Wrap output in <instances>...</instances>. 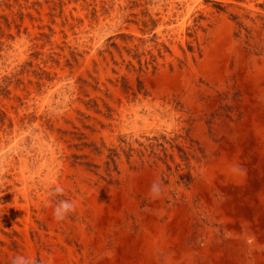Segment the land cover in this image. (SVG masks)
<instances>
[{"label":"rangeland","instance_id":"1","mask_svg":"<svg viewBox=\"0 0 264 264\" xmlns=\"http://www.w3.org/2000/svg\"><path fill=\"white\" fill-rule=\"evenodd\" d=\"M225 30L223 64L202 67ZM260 68L264 0H0V264L115 263L152 219L154 264H178L174 232L190 264H257L264 216L233 231L242 187L209 170L241 124L264 125ZM60 200L75 210L58 222Z\"/></svg>","mask_w":264,"mask_h":264},{"label":"crops","instance_id":"2","mask_svg":"<svg viewBox=\"0 0 264 264\" xmlns=\"http://www.w3.org/2000/svg\"><path fill=\"white\" fill-rule=\"evenodd\" d=\"M254 112V114L252 113L253 115H256L257 113L261 115L260 118L264 124V114H262V112ZM256 128L257 126L253 123L251 125L241 124L238 127L239 135L236 143L231 148L223 150L220 157L215 161L209 170L210 179L217 181L222 180L227 183L235 184L234 178L231 177L232 175L227 173L221 166L223 158L228 156L225 158H234L238 164L240 172L244 173V179L239 184L235 185L242 187V190L238 191L237 197L240 201H243V207L247 204L248 209L246 207V209H235V206L233 205L234 207L231 209H234V211L231 210L223 213V216L232 222L233 231H237L239 229L238 225L244 221L250 222L259 215L264 216V140H261L258 137ZM234 154L236 155L234 156ZM250 161H253V163L256 164L254 172L256 175V180H254L255 182L250 181ZM245 184H247L246 187L244 186ZM95 198H97L100 203H105L110 207H107V211L103 215L98 205L93 202ZM91 201L100 216L104 217L113 209V206L110 203H107L106 200L97 195H92ZM244 202L246 204H244ZM183 216L181 219L185 223L186 219ZM159 232V223L154 219L150 220L148 222L147 230L140 241L134 242L128 238L122 239L121 252L118 260H116L118 263L115 262L111 264H154L152 248L158 239ZM180 234V232H174L173 237L167 241V243L171 244L175 250V255H172V259L178 264H190L193 257L189 254L188 247L183 244ZM258 243L260 249H257L255 259L257 264H264V251L261 250V247L264 245V235L261 236ZM207 251L208 252L206 253L209 254L211 260L218 264L225 256L220 250L209 249ZM226 256L229 258L228 255Z\"/></svg>","mask_w":264,"mask_h":264},{"label":"bare ground","instance_id":"3","mask_svg":"<svg viewBox=\"0 0 264 264\" xmlns=\"http://www.w3.org/2000/svg\"><path fill=\"white\" fill-rule=\"evenodd\" d=\"M217 49H212L209 53V55H207V58L205 61L202 62L201 66L204 68H213L216 69L218 67H220L223 63L221 60H214L212 55H217V54H225V52H227L230 48V37H229V33L227 30H225L223 32V35L218 39L217 41V45H216ZM258 75H260V77L262 75H264V70L260 68ZM257 75H252V78L254 80H257L260 78ZM176 81V76L172 77L169 76L168 73H163L162 77H161V85L163 84L164 86H167L169 83ZM254 125L257 126V135L261 140H264V125L257 123V121H255L253 123ZM253 133V132H252ZM262 137V138H261ZM264 145V144H263ZM234 151V150H233ZM264 154V153H263ZM225 155V154H224ZM231 155V154H230ZM236 154H234L235 156ZM228 157V156H225ZM223 158L222 160V168L229 173L230 175H232L231 177L234 178V182L235 184H239L243 179H244V173L240 172L239 168H238V164L236 162V160L234 158ZM233 157V156H232ZM226 159V160H225ZM261 168V167H260ZM256 191V190H255ZM264 191V190H263ZM264 194V193H263ZM93 202L95 204H97L98 206L102 207L103 204H101L99 202V200L97 198H95L93 200ZM238 218V217H237ZM245 222V221H244ZM262 246V244H261ZM177 252V251H176ZM260 261V260H259Z\"/></svg>","mask_w":264,"mask_h":264},{"label":"clouds","instance_id":"4","mask_svg":"<svg viewBox=\"0 0 264 264\" xmlns=\"http://www.w3.org/2000/svg\"><path fill=\"white\" fill-rule=\"evenodd\" d=\"M162 192L161 182L159 180L153 181L149 188V196L156 199ZM62 187H55L50 194H62ZM75 210V204L69 200H60L53 209V218L56 221H63L71 212ZM10 264H41L35 257H26L23 255H16L12 257Z\"/></svg>","mask_w":264,"mask_h":264}]
</instances>
